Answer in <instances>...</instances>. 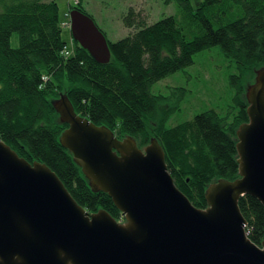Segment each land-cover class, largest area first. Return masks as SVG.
<instances>
[{"label":"trees","instance_id":"trees-1","mask_svg":"<svg viewBox=\"0 0 264 264\" xmlns=\"http://www.w3.org/2000/svg\"><path fill=\"white\" fill-rule=\"evenodd\" d=\"M77 1L69 12L86 14ZM171 1L179 16L153 24L130 9L123 25L132 32L115 43L107 40L110 61L98 64L75 41L73 54H64L54 0H0L1 141L29 163L46 165L85 211H106L120 223L125 218L111 198L91 190L71 153L60 145L67 125L53 108L59 94L68 97L76 114L107 127L119 140L131 137L142 150L155 139L175 186L197 209L207 208L211 184L239 178L236 132L248 121L245 89L264 68V0H201L196 7L191 0ZM13 34L17 48L10 45ZM214 47L237 70L230 78L233 111L222 117L208 110L170 126L182 92L164 96L152 87ZM238 206L248 239L261 246L264 207L249 195Z\"/></svg>","mask_w":264,"mask_h":264},{"label":"water","instance_id":"water-1","mask_svg":"<svg viewBox=\"0 0 264 264\" xmlns=\"http://www.w3.org/2000/svg\"><path fill=\"white\" fill-rule=\"evenodd\" d=\"M72 39L98 64L110 61L104 34L86 14L69 12ZM248 121L236 132L239 178L219 180L197 209L177 189L155 139L139 149L76 114L59 94V137L93 192L106 193L125 218L89 213L46 165L29 163L0 139V264H264L238 202L264 207V68L246 89Z\"/></svg>","mask_w":264,"mask_h":264},{"label":"rangeland","instance_id":"rangeland-1","mask_svg":"<svg viewBox=\"0 0 264 264\" xmlns=\"http://www.w3.org/2000/svg\"><path fill=\"white\" fill-rule=\"evenodd\" d=\"M54 1L59 9L62 40L66 43L70 56L74 51V43L69 28V10L71 6L78 4V1ZM200 1L191 0V3L196 7ZM81 5L86 15L111 43L126 38L132 32L123 25V18L130 9L140 13L147 24H153L166 17L179 16L177 3H167V0H81ZM10 45L12 48L18 47L16 34L12 35ZM236 74L235 64L223 56L219 47H214L195 54L192 65L157 82L151 91L164 96L175 93L174 97L182 92L181 98L178 96L180 111L171 117L170 126L192 120L195 115L208 110H214L224 117L229 111H233L234 89L230 78ZM250 85L252 82H248L246 88Z\"/></svg>","mask_w":264,"mask_h":264},{"label":"built area","instance_id":"built-area-1","mask_svg":"<svg viewBox=\"0 0 264 264\" xmlns=\"http://www.w3.org/2000/svg\"><path fill=\"white\" fill-rule=\"evenodd\" d=\"M67 25H68V24H67ZM64 54H65L66 56H69V53H68V51L66 50V48H65Z\"/></svg>","mask_w":264,"mask_h":264},{"label":"bare ground","instance_id":"bare-ground-1","mask_svg":"<svg viewBox=\"0 0 264 264\" xmlns=\"http://www.w3.org/2000/svg\"><path fill=\"white\" fill-rule=\"evenodd\" d=\"M69 28H70V26H69ZM73 41H74V40H73ZM253 83H254V82H253ZM253 83H252V84H253ZM247 88H248V87H247ZM247 88H246V89H247ZM246 89H245V94H246ZM236 139H237V137H236ZM115 221H116V220H115ZM118 223H120V222H118Z\"/></svg>","mask_w":264,"mask_h":264}]
</instances>
